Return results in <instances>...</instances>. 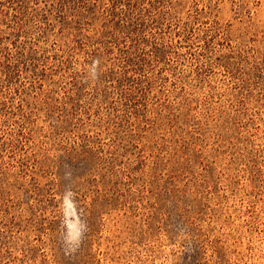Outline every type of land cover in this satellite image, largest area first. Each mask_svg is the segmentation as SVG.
Masks as SVG:
<instances>
[{"label":"rangeland","instance_id":"1","mask_svg":"<svg viewBox=\"0 0 264 264\" xmlns=\"http://www.w3.org/2000/svg\"><path fill=\"white\" fill-rule=\"evenodd\" d=\"M0 264H264V0H0Z\"/></svg>","mask_w":264,"mask_h":264}]
</instances>
